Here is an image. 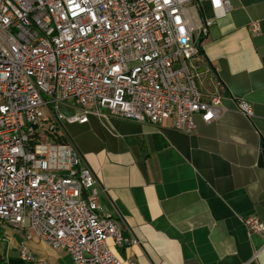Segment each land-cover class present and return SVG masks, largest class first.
Masks as SVG:
<instances>
[{
  "label": "built area",
  "instance_id": "2783aa9c",
  "mask_svg": "<svg viewBox=\"0 0 264 264\" xmlns=\"http://www.w3.org/2000/svg\"><path fill=\"white\" fill-rule=\"evenodd\" d=\"M204 2L214 18L196 22L192 6ZM231 10L230 0H0V240L8 225L68 251L74 264H136L115 248L141 240L103 212L105 188L65 125L91 114L153 125L174 118L192 133L196 114L219 118L229 108L221 94L204 95L191 61ZM234 109L254 115L244 99ZM244 222L264 233L258 216ZM21 257L32 260L25 246Z\"/></svg>",
  "mask_w": 264,
  "mask_h": 264
},
{
  "label": "crops",
  "instance_id": "0c3cea01",
  "mask_svg": "<svg viewBox=\"0 0 264 264\" xmlns=\"http://www.w3.org/2000/svg\"><path fill=\"white\" fill-rule=\"evenodd\" d=\"M230 1L232 10L214 19L191 61L204 95L221 94L229 108L219 118L196 114L192 133L178 131L174 118L153 125L91 114L87 123H66L105 188L103 212L141 240L115 248L124 260L264 264V233H250L244 222L249 215L264 222V0ZM192 10L196 22L215 15L208 2ZM237 99L252 103L251 118L234 109ZM20 235L9 243L13 256L29 249L27 264H74L68 251Z\"/></svg>",
  "mask_w": 264,
  "mask_h": 264
},
{
  "label": "rangeland",
  "instance_id": "374dc122",
  "mask_svg": "<svg viewBox=\"0 0 264 264\" xmlns=\"http://www.w3.org/2000/svg\"><path fill=\"white\" fill-rule=\"evenodd\" d=\"M46 112H47V114H49V111L48 110H46ZM47 126H48V124H47ZM65 127H66V130H67V133H68V135L70 136V138L71 139H73L72 137H71V135H70V133H69V131H68V129H67V126L65 125ZM8 226V225H7ZM10 227V226H9ZM12 227V226H11ZM14 228V227H13ZM5 229V228H4ZM3 229V230H4ZM7 229V228H6ZM7 233V234H6ZM5 233V230H4V232H3V239H1L0 240V251H5V249H6V252H10L11 254L10 255H16V253L17 252H15L14 250V248H13V246H11V244L9 243V241L10 240H14V237H12V236H15L17 239H20L22 236L20 235V232H18V230H16V229H8V231ZM8 237V238H6V236Z\"/></svg>",
  "mask_w": 264,
  "mask_h": 264
},
{
  "label": "trees",
  "instance_id": "16d2710c",
  "mask_svg": "<svg viewBox=\"0 0 264 264\" xmlns=\"http://www.w3.org/2000/svg\"><path fill=\"white\" fill-rule=\"evenodd\" d=\"M0 264H27L24 259L19 256L9 255L5 251H0Z\"/></svg>",
  "mask_w": 264,
  "mask_h": 264
}]
</instances>
